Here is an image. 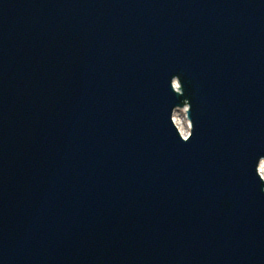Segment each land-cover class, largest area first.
Listing matches in <instances>:
<instances>
[{"label": "bare ground", "instance_id": "6f19581e", "mask_svg": "<svg viewBox=\"0 0 264 264\" xmlns=\"http://www.w3.org/2000/svg\"><path fill=\"white\" fill-rule=\"evenodd\" d=\"M178 126L180 128V130L182 131L183 135L186 136L188 135L190 132L189 130V123L188 121L184 118V115H180L178 117Z\"/></svg>", "mask_w": 264, "mask_h": 264}, {"label": "water", "instance_id": "95a60500", "mask_svg": "<svg viewBox=\"0 0 264 264\" xmlns=\"http://www.w3.org/2000/svg\"><path fill=\"white\" fill-rule=\"evenodd\" d=\"M147 8H148V10H149V9L152 8V6H151V5H148ZM168 15H169V14H168ZM168 15H167V16H168ZM167 16H166V14H164V15L161 17L160 20H163V19L166 18ZM58 45H59L60 48L63 47V46H65L63 42H60ZM180 115H184V114H180V113L177 114V113H176L175 116H174V122H175V124H176L177 126H178V117H179ZM178 127H179V126H178ZM179 130H180V128H179ZM180 131H181V130H180ZM181 133H182V131H181ZM182 134H183V133H182ZM183 136H184V135H183ZM262 170H264V166L262 167ZM118 190H122V188H118Z\"/></svg>", "mask_w": 264, "mask_h": 264}]
</instances>
